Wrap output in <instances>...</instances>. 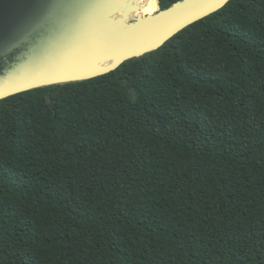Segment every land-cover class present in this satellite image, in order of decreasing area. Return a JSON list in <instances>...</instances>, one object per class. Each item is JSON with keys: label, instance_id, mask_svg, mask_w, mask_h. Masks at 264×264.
<instances>
[{"label": "trees", "instance_id": "trees-1", "mask_svg": "<svg viewBox=\"0 0 264 264\" xmlns=\"http://www.w3.org/2000/svg\"><path fill=\"white\" fill-rule=\"evenodd\" d=\"M0 264H264V0L0 100Z\"/></svg>", "mask_w": 264, "mask_h": 264}, {"label": "water", "instance_id": "water-1", "mask_svg": "<svg viewBox=\"0 0 264 264\" xmlns=\"http://www.w3.org/2000/svg\"><path fill=\"white\" fill-rule=\"evenodd\" d=\"M122 0H0V100L34 88L88 80L160 48L229 0H176L138 13L117 35ZM130 14L139 0H127Z\"/></svg>", "mask_w": 264, "mask_h": 264}, {"label": "bare ground", "instance_id": "bare-ground-1", "mask_svg": "<svg viewBox=\"0 0 264 264\" xmlns=\"http://www.w3.org/2000/svg\"><path fill=\"white\" fill-rule=\"evenodd\" d=\"M156 2V0H155ZM138 5H140V11L139 12H134L133 14H130L127 11V5L128 1L127 0H122L120 1L117 10L115 13L112 15V19L114 20L113 24L109 28V33L111 35H117L123 30H125L129 25V19H131L133 16L136 14L140 13L144 16L153 14L155 11L152 10L149 5H148V0H139L137 2ZM157 8V6H156Z\"/></svg>", "mask_w": 264, "mask_h": 264}, {"label": "rangeland", "instance_id": "rangeland-1", "mask_svg": "<svg viewBox=\"0 0 264 264\" xmlns=\"http://www.w3.org/2000/svg\"><path fill=\"white\" fill-rule=\"evenodd\" d=\"M125 87L129 90V87H130V86H129L128 84H125ZM58 97H59V96H57V95L49 96V97H48V101H49V102H52V101L56 100Z\"/></svg>", "mask_w": 264, "mask_h": 264}]
</instances>
